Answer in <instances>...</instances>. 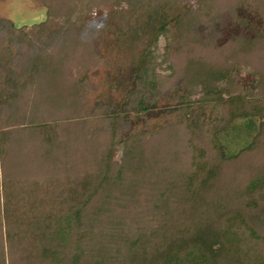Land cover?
Instances as JSON below:
<instances>
[{
	"label": "trees",
	"instance_id": "1",
	"mask_svg": "<svg viewBox=\"0 0 264 264\" xmlns=\"http://www.w3.org/2000/svg\"><path fill=\"white\" fill-rule=\"evenodd\" d=\"M37 1L0 16V264H264V0Z\"/></svg>",
	"mask_w": 264,
	"mask_h": 264
},
{
	"label": "rangeland",
	"instance_id": "2",
	"mask_svg": "<svg viewBox=\"0 0 264 264\" xmlns=\"http://www.w3.org/2000/svg\"><path fill=\"white\" fill-rule=\"evenodd\" d=\"M46 14V7L37 0H0V16L11 18L19 25L39 22L46 17ZM232 20V16L225 13L216 22L198 27L197 31L202 36L214 35L220 41L235 35L247 36L245 28L232 26ZM165 45L166 38L162 35L156 48L158 70L168 74L170 70L166 68L169 62L165 59ZM255 132V124L247 120H236L221 134V141L230 153H234L248 144Z\"/></svg>",
	"mask_w": 264,
	"mask_h": 264
}]
</instances>
